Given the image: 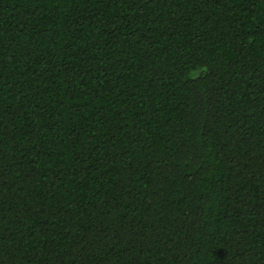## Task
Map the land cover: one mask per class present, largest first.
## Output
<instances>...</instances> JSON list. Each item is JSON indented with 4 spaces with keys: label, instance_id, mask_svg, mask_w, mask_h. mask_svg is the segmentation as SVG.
<instances>
[{
    "label": "trees",
    "instance_id": "1",
    "mask_svg": "<svg viewBox=\"0 0 264 264\" xmlns=\"http://www.w3.org/2000/svg\"><path fill=\"white\" fill-rule=\"evenodd\" d=\"M0 264H264V0H0Z\"/></svg>",
    "mask_w": 264,
    "mask_h": 264
}]
</instances>
